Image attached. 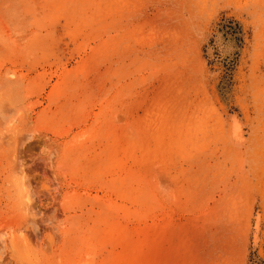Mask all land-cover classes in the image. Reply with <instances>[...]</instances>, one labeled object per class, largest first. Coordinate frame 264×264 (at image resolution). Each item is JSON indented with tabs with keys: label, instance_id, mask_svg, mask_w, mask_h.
I'll use <instances>...</instances> for the list:
<instances>
[{
	"label": "rangeland",
	"instance_id": "1",
	"mask_svg": "<svg viewBox=\"0 0 264 264\" xmlns=\"http://www.w3.org/2000/svg\"><path fill=\"white\" fill-rule=\"evenodd\" d=\"M0 264H264V0H0Z\"/></svg>",
	"mask_w": 264,
	"mask_h": 264
}]
</instances>
